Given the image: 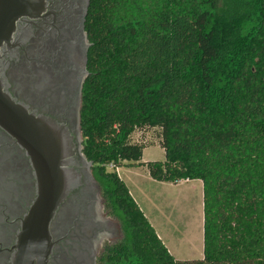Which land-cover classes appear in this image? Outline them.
<instances>
[{
	"label": "trees",
	"instance_id": "trees-1",
	"mask_svg": "<svg viewBox=\"0 0 264 264\" xmlns=\"http://www.w3.org/2000/svg\"><path fill=\"white\" fill-rule=\"evenodd\" d=\"M87 33L83 154L123 235L102 264H264V0H89ZM149 129L164 162L132 142ZM123 165L202 181V260L170 254Z\"/></svg>",
	"mask_w": 264,
	"mask_h": 264
},
{
	"label": "flooded vegetation",
	"instance_id": "flooded-vegetation-1",
	"mask_svg": "<svg viewBox=\"0 0 264 264\" xmlns=\"http://www.w3.org/2000/svg\"><path fill=\"white\" fill-rule=\"evenodd\" d=\"M40 4L33 17L18 23L14 38L20 44L6 70L9 93L55 122L66 145V167L82 175L50 225L52 250L46 264H102L107 248L121 239L122 229L93 166L89 170L80 157L89 2L40 0ZM36 192L29 158L0 129V264H14L21 223Z\"/></svg>",
	"mask_w": 264,
	"mask_h": 264
},
{
	"label": "water",
	"instance_id": "water-1",
	"mask_svg": "<svg viewBox=\"0 0 264 264\" xmlns=\"http://www.w3.org/2000/svg\"><path fill=\"white\" fill-rule=\"evenodd\" d=\"M40 6V0H0V129L25 151L37 190L21 223L14 264L47 263L52 250L50 225L82 177L79 171L66 167V145L55 122L31 111L9 93L6 70L20 44V39L14 38L18 23L33 17ZM80 157L90 170L93 164L82 149Z\"/></svg>",
	"mask_w": 264,
	"mask_h": 264
},
{
	"label": "rangeland",
	"instance_id": "rangeland-1",
	"mask_svg": "<svg viewBox=\"0 0 264 264\" xmlns=\"http://www.w3.org/2000/svg\"><path fill=\"white\" fill-rule=\"evenodd\" d=\"M223 0H220L222 6ZM133 143L146 145L143 160L164 162L160 130L137 131ZM121 169V170H119ZM116 170L130 190L170 254L181 262L203 259L204 212L203 184L164 183L153 180L145 167H123ZM109 171H114L108 168ZM121 232V238H122Z\"/></svg>",
	"mask_w": 264,
	"mask_h": 264
},
{
	"label": "crops",
	"instance_id": "crops-1",
	"mask_svg": "<svg viewBox=\"0 0 264 264\" xmlns=\"http://www.w3.org/2000/svg\"><path fill=\"white\" fill-rule=\"evenodd\" d=\"M143 154H144V151H143ZM142 162L143 163H147L148 161H144L143 160V157H142ZM119 170H121V169H119ZM125 183V182H124ZM192 183H195L194 181H181V182H179V184L180 185H182V184H192ZM126 184V183H125ZM130 191V190H129ZM131 194V193H130ZM134 199V198H133ZM136 202V201H135ZM137 203V202H136ZM138 204V203H137ZM139 206V205H138ZM152 225V224H151ZM158 234V233H157ZM158 236H159V234H158ZM159 238H160V236H159ZM161 239V238H160Z\"/></svg>",
	"mask_w": 264,
	"mask_h": 264
}]
</instances>
